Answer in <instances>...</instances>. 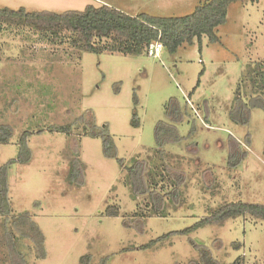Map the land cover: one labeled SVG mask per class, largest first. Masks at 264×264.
Masks as SVG:
<instances>
[{"label":"rangeland","instance_id":"obj_1","mask_svg":"<svg viewBox=\"0 0 264 264\" xmlns=\"http://www.w3.org/2000/svg\"><path fill=\"white\" fill-rule=\"evenodd\" d=\"M206 1L0 0V7L63 12L107 4L131 15L183 16ZM217 32V43L204 36L202 49L196 40L175 53L164 48L158 58L147 51L79 53L68 33L46 36L0 23V125L13 130L9 142L0 143V166L18 156L25 132L32 150L29 162L10 166L11 215L0 212V264H11L7 231L21 245L13 222L24 215L43 230L47 253L42 258L34 241H23L28 264H204L195 244L208 247L217 264H264V220L250 215L141 248L225 202L264 203V109L252 107L247 125L230 118L239 88L245 102L253 94L248 64L264 69V0L231 4ZM173 100L188 112L182 123L169 117ZM89 112L98 128L108 127L117 158L105 155L101 136L84 132L81 117ZM162 120L177 124L184 139L158 151L155 129ZM69 123L71 134L54 130ZM232 137L245 152L234 167ZM76 157L83 184L68 178ZM138 161L148 170L147 190L164 197L160 212L153 211L149 191L134 193L129 184L128 167ZM177 184L180 196L173 201ZM109 206L119 215H108Z\"/></svg>","mask_w":264,"mask_h":264},{"label":"trees","instance_id":"obj_2","mask_svg":"<svg viewBox=\"0 0 264 264\" xmlns=\"http://www.w3.org/2000/svg\"><path fill=\"white\" fill-rule=\"evenodd\" d=\"M238 1L243 0H208L197 5L193 12L183 16H154L148 13L131 15L107 4L98 6L88 4L84 10L69 9L63 12L48 9L28 11L25 7L18 9L0 7V23L32 27L46 36L50 34L58 37L61 33H68L72 36V43L79 50V53L81 51L97 53L110 50L120 51L124 54H140L147 51L148 47L157 41L162 42L164 48L170 53H175L180 46L193 45L196 40H198L200 49H202L204 36L209 38L210 43L219 42L221 39L217 29L227 22L229 7ZM261 67V63L248 64L249 72L246 80L249 83L251 93H253L247 98L249 102L243 100L240 88L236 92L230 118L237 124H249L252 107L264 109V69ZM199 83L200 81L198 85ZM172 103L176 108L173 112L171 107L168 106L169 117L176 123H182L188 116V112L179 109L174 100ZM138 118L137 113H135L133 117L134 125L139 124ZM81 120L84 122L83 130L85 133L93 137H102L105 155L109 158H117V147L113 137L109 134L108 127L104 125L103 128H98L91 112H89L86 119L83 116ZM176 125L163 120L159 121L155 129V142L158 151H162L166 145L177 144L184 139ZM72 127L73 125L69 123L56 126L54 130L71 134L73 133L71 132ZM194 130L195 126H193L190 134H193ZM12 135L13 130L10 126L0 125V143H8ZM26 135L27 132L21 138L18 156L0 166V212L5 217L11 215L9 203L10 166L16 162L27 163L32 158V150L28 145ZM232 142L238 146L236 150L232 149L229 157V165L234 167L241 162L242 155L245 152H240V144L234 137H232ZM250 142V137H247L245 143L249 145ZM71 165L69 181L83 184L84 168L81 160L76 157ZM146 169L143 162L138 161L133 166L128 167L127 177L134 193L144 194L145 191H149L148 195L153 202L152 209L157 213L162 210L161 205L165 200L160 192L147 190L148 184L144 177V174L148 171L145 172ZM177 189L178 184L170 192V198L173 201L180 196ZM106 212L108 215H119L120 213L116 206H109ZM245 215L264 220V203L241 200L225 202L213 209L209 215L198 220L194 225L182 230L165 233L142 245L141 248L149 249L172 238L174 235H189L202 227L222 225L231 218ZM126 224H130V221L128 220ZM13 225L19 234L21 245L18 249L15 246L12 234L9 231L5 233L11 264H28L25 253H23L24 250H20L25 240L34 241L39 250L38 255L42 258L46 257L45 235L37 222L32 220L30 216L24 215L14 221ZM190 242L195 244L193 239H190ZM195 245L198 246L204 264H217L208 247ZM82 259L83 263L84 261L88 262L89 255L84 256ZM239 261L233 264H240Z\"/></svg>","mask_w":264,"mask_h":264},{"label":"built area","instance_id":"obj_3","mask_svg":"<svg viewBox=\"0 0 264 264\" xmlns=\"http://www.w3.org/2000/svg\"><path fill=\"white\" fill-rule=\"evenodd\" d=\"M163 49H164L163 43L160 42V41H157V42L152 43L148 47L147 53H148L149 56H154V57L160 58L161 57V52L163 51Z\"/></svg>","mask_w":264,"mask_h":264}]
</instances>
